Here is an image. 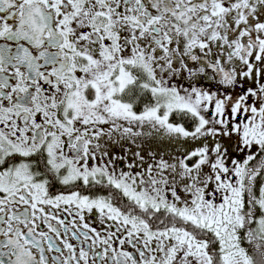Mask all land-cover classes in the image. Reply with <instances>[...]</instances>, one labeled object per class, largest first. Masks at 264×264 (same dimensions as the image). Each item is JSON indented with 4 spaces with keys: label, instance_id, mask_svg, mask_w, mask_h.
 <instances>
[{
    "label": "snow or ice",
    "instance_id": "obj_1",
    "mask_svg": "<svg viewBox=\"0 0 264 264\" xmlns=\"http://www.w3.org/2000/svg\"><path fill=\"white\" fill-rule=\"evenodd\" d=\"M0 264H264V0H0Z\"/></svg>",
    "mask_w": 264,
    "mask_h": 264
},
{
    "label": "flooded vegetation",
    "instance_id": "obj_2",
    "mask_svg": "<svg viewBox=\"0 0 264 264\" xmlns=\"http://www.w3.org/2000/svg\"><path fill=\"white\" fill-rule=\"evenodd\" d=\"M126 146H130V147H132V148H135V146L134 145H126ZM148 145H146V147H147ZM151 147L153 148V150H155L156 148H164L165 147V145H163V144H153V145H151ZM174 149L173 148H168V151H173ZM117 151H119V149H117Z\"/></svg>",
    "mask_w": 264,
    "mask_h": 264
}]
</instances>
